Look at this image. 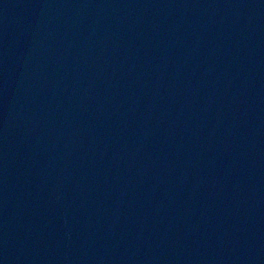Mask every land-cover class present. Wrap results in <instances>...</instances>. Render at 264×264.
<instances>
[{"label":"water","instance_id":"1","mask_svg":"<svg viewBox=\"0 0 264 264\" xmlns=\"http://www.w3.org/2000/svg\"><path fill=\"white\" fill-rule=\"evenodd\" d=\"M0 264H264V0H0Z\"/></svg>","mask_w":264,"mask_h":264}]
</instances>
